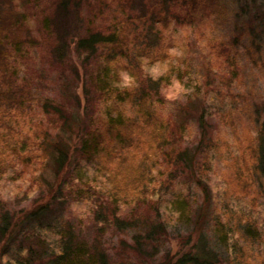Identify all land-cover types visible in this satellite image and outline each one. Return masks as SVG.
Wrapping results in <instances>:
<instances>
[{
	"label": "trees",
	"instance_id": "16d2710c",
	"mask_svg": "<svg viewBox=\"0 0 264 264\" xmlns=\"http://www.w3.org/2000/svg\"><path fill=\"white\" fill-rule=\"evenodd\" d=\"M39 1L36 2L41 4ZM109 1L103 4L107 5ZM166 1L172 4H164V7L173 11V19L147 17L142 13L140 17L148 21H139L132 14L123 17L122 10L111 18L110 24L98 27L93 24L98 15L95 11L88 17L84 32L79 33L72 31V23L74 18L81 21L84 17L83 0H51L53 9L41 14L44 29L49 34L42 39L33 36L16 41L5 33L8 27L0 24V28L3 27L0 32L5 34H1L0 40L11 47L6 48V55L1 59L0 73L4 68L9 72L12 70L8 64L12 61L13 50L16 56L24 57L39 45L38 41L48 43L47 49L51 46L49 57L56 66H51L56 72L52 74L54 88L49 87L47 93L40 91L33 95L31 91L33 86L43 82L41 79L36 83L29 77L28 82L23 83L27 84L25 90H29L26 93L14 79L18 78L17 72L12 70L10 74L14 81L6 79L8 88L2 95V107L9 111L0 115V121L6 125L0 130V149L10 150L13 158L0 161V174L8 163L27 170L29 175L19 177L22 182L28 179L30 191L26 190V198L34 205L18 217L7 205L0 206V264H245L246 252H249L247 240L252 245L264 242L263 220L256 216V219L244 217V210L253 214V208L260 205L257 200L264 193V183L257 185L255 182L258 175H264V95H259L260 103L246 106L242 99L249 100L247 97L252 90H240L237 94L232 87L243 69L240 57L244 54L254 61L255 67L250 66L252 74L256 73L254 69L264 72L263 42L256 38L254 30L257 18L264 20V4L262 12L255 14L254 0L249 18L243 11L244 18L232 45L211 36L207 45L204 44L207 56L201 73L192 77L179 53L180 44L161 42L155 24L162 22L165 27L174 20L175 25L189 23L191 30L202 25L212 27L217 20L212 16L223 14L225 5L222 0L215 4L214 0ZM4 2L0 0V10L7 4ZM177 5L179 9L175 8ZM197 6L205 12L202 16H195ZM7 7L2 10L6 11ZM20 13L22 19L28 17L27 13ZM1 16L0 12V21ZM196 18L201 24L195 22ZM22 23L26 24L24 20ZM53 37L55 39L51 41ZM94 60L98 64L91 67ZM160 62L169 67L155 75L152 69ZM125 70L132 78L130 83H124L122 79L121 72ZM173 80L180 81L185 88L195 89L190 99L180 101L177 107L180 121H175L179 122V134L166 131L168 127L158 119L157 112ZM208 92L214 95L213 98L225 100L220 112L212 111L208 105ZM122 99L140 106L135 120L119 106ZM20 107L26 108L30 115L13 113ZM10 108L14 109L11 111ZM214 114H219L223 125L230 121L240 132L242 129L238 125L246 120L247 129L235 134L227 152L235 169L234 184L231 185L251 187L255 184L258 191L256 193L255 188L254 199L246 200L248 205L242 211L237 193L229 196L227 191L210 190V178L201 183L203 168L205 175H213L216 155L222 158V153L213 148L220 146L215 142L216 135L207 128ZM238 117L244 119L241 121ZM20 119L29 122V131H15L11 127L19 125ZM191 122L200 131V143L194 147H181L180 133L187 132ZM5 143L7 147H4ZM159 149L164 150L165 157L175 168L187 172L184 183L190 179L189 182L198 183L204 193L198 206L191 203L190 195L174 190L175 175H166L158 183H151L155 177L148 175L147 164ZM135 155L142 158L138 165L141 171L131 165L130 172L121 175L119 169L124 160ZM14 159L20 164L14 163ZM110 162L117 164L114 166ZM153 184L155 186L150 188ZM74 197L78 203L87 204L88 209L81 213L80 219L70 220L69 208ZM130 204L132 207L128 209ZM145 205L148 208L141 210ZM84 214L91 218L100 236L109 229L125 236L121 235L112 247H107L100 236L93 240L84 238L81 234ZM173 215H178L184 225L193 223V229L185 236L181 235L189 249L175 260L170 257L169 250L163 251L170 236L168 222ZM205 221L207 228L215 226L212 231L215 238L211 239L217 241L215 246L209 242L201 224ZM241 227H244L243 238L247 240L239 245ZM194 235L196 240L192 243Z\"/></svg>",
	"mask_w": 264,
	"mask_h": 264
},
{
	"label": "rangeland",
	"instance_id": "374dc122",
	"mask_svg": "<svg viewBox=\"0 0 264 264\" xmlns=\"http://www.w3.org/2000/svg\"><path fill=\"white\" fill-rule=\"evenodd\" d=\"M37 0H5L2 9L8 6L6 11L0 10L2 13V18L0 21V24H4L5 27H8L6 29L5 33H8L10 37L13 39H16V41H25L27 39H30V37H35L36 39H42L43 37H48V33L44 29L43 23L41 21L42 19V13H47L51 9H53V5H51V0H40L38 4L36 2ZM104 1L107 0H83V5L82 7L84 8L83 15L84 17L81 19V21H78L76 18L73 19L72 23V28L73 32L78 31L79 33L84 32V28L88 24V17L90 15H93L95 11H98V15L95 22H93L94 26L98 25V27H104L107 26L108 23L110 24L112 21V17L117 15L119 12L122 10L124 11L121 12L123 14V17H127L128 14H132L133 16H137L134 18H138L139 21H145L147 22L148 19L145 17H140L142 13H144L147 17L151 16L153 17L158 16L159 18L166 16L169 17L170 19L174 18L173 11H169L165 6H169L172 4L169 3L166 0H126L124 1H118V0H111L107 5L103 4L105 3ZM166 1V3H164ZM3 2V1H2ZM216 2H219V0H214L213 3L215 4ZM224 3V10L223 14L217 16V14H214L212 18H216L211 26H204L202 25L201 28L200 26H197V29L191 30V26L189 23H185L184 25H175L174 20L170 21L167 26L163 27L162 22H156L155 26L156 29L159 31V38L161 39V42L163 41H169L171 44L177 43L180 44L181 46V51L179 52L182 60H184V63L186 66L189 67L190 69V75L192 77L199 76L201 73L202 65L205 62L206 58V49L204 44L207 45L208 41L212 37H218L221 38L220 40H226L229 45H232L233 43V38L236 36L238 31L240 30L241 26H238L241 24L242 19L244 18V12H246L247 17L249 14L253 12V7H254V0H222ZM120 7H119V5ZM256 4V10L255 14L259 12H262V7L264 4V0H255ZM39 6V7H38ZM44 6V7H43ZM46 6V7H45ZM200 6V5H198ZM198 6L195 7V12L197 17L202 16V12L205 13L202 10H198ZM44 9H43V8ZM170 8V7H168ZM176 9H179V6H175ZM252 8V10H251ZM144 9V10H143ZM174 10V6L172 8ZM102 11L99 13V11ZM244 11V12H243ZM20 12H25L27 13V18L26 16L25 19H22V15ZM208 12V10H207ZM96 13V12H95ZM15 16V17H13ZM205 16V14H204ZM56 17V16H55ZM17 18H19L17 21ZM87 18V20H85ZM112 18V19H111ZM249 18V16H248ZM22 20L26 22V24L22 23ZM204 20V19H203ZM187 21V20H186ZM17 22L19 24H17ZM195 22H199L198 18H196ZM71 24V21H70ZM188 24V25H187ZM198 24V25H199ZM0 25V26H1ZM4 27V28H5ZM88 27V26H87ZM3 27L0 28L2 31ZM86 30V29H85ZM255 33H256V38L259 40H262L263 42V47H264V20H259L257 18L255 22ZM191 32V33H190ZM209 32L211 35L209 36ZM3 33L0 32V38L2 37ZM5 35V34H3ZM212 36V37H211ZM55 37L52 38L51 41H53ZM42 41H38L37 44H39L37 47L33 48L31 54L28 53L26 56H16V53L14 50L12 51L13 56L11 59L12 61L9 62L8 68L11 67L12 70H14V73L17 74L18 78L14 77L16 81L19 82V87L24 90L23 92L26 93L29 90L27 89V84H23L24 82H28L27 79L31 77L35 82L36 80L38 81L41 79L43 82L41 84L35 85L31 88V91L34 94H39L40 91L42 93H47L50 88H54V76L52 74H55V70L51 66H55V63H51L50 57H49V52H51V46L49 49H47L46 43H41ZM160 41H158L159 43ZM160 42V43H161ZM51 44V43H50ZM52 45V44H51ZM73 45V44H72ZM11 49L10 45H8L6 42H3V40H0V63L1 59L6 55L5 51L7 49ZM39 48V49H38ZM246 54L240 57L241 61V67L243 68L242 71H239L238 76L235 78L232 87L235 88V92H238L241 90L242 92L244 89L246 90H252V94L248 95V99L243 98L242 101L244 104L247 105H253L252 103H260L262 99L259 98V95L262 94L264 95V91L262 92L261 90L264 89V72H258L257 70L254 69L256 72L255 74L251 72L250 66L255 67L254 61L250 58H248ZM127 59V57H126ZM125 59V60H126ZM4 60V59H3ZM95 62V63H94ZM92 63L93 66L95 67L98 63L94 60ZM126 62H129V59L126 60ZM6 63V62H5ZM4 63L3 66L6 64ZM56 67V66H55ZM166 67H169L168 64H163L162 62L158 63L157 66H154L152 69V72L155 73V75L161 74ZM59 68V67H58ZM57 68V69H58ZM12 70L9 72L7 68H4V71L0 73V115H2L3 111H9V108L2 107V103L4 102L2 100V95L5 94V91L8 88V83L6 79H11L13 76L10 75ZM222 71V70H221ZM224 72L227 73V69L224 70ZM122 73V79L124 83H130L132 80L131 77L127 74L126 70L121 72ZM51 74V75H50ZM12 76V77H11ZM16 76V75H15ZM2 77V78H1ZM46 77V80L44 81ZM12 78V80L14 81ZM201 81V80H200ZM38 83V82H36ZM173 84L168 86L167 88L168 91L166 92L165 98H163V101L161 103V106L159 109H157L158 112V119L163 121L168 129L166 131H174L175 134H179V129L177 128L178 121H175L176 119L180 121L178 118L179 115H177V107L179 105V102L181 101H187V99H190V95L192 94L191 92L194 91L193 88H185L183 83L180 81L173 80ZM166 88V89H167ZM261 91V93H260ZM79 92L82 93V88H79ZM234 92V93H235ZM259 92V93H258ZM207 94V93H206ZM213 94L211 92H208V105H211L212 111L216 109V111L220 112L221 106L223 102L225 101L224 99H217L213 98ZM191 97H194L193 95ZM259 100H258V99ZM215 99V100H214ZM226 102H228L226 100ZM243 105V106H245ZM119 106L126 111L127 113L131 114V117L134 118V115L140 112V106L135 105V103H131L128 99L126 100H121L119 103ZM14 108H10L12 111ZM13 113L16 114H26L29 116L30 112L26 108H15L13 110ZM126 113V114H127ZM138 117V114H137ZM241 118V121L244 119V117H238ZM219 114H214L211 115L210 117V125L208 124V132H213L212 135H216L215 142L218 144L213 146L218 149V152H221L222 155H220L222 158L220 159L218 155H216V163H214L213 167V175H205L204 174V168H203V173L201 174V183L206 182L207 178H210L211 184L209 189L218 191L219 193H224L227 191V194L230 196V194H236L237 193V200H241V205H240V211L243 210V208L246 209L247 201L246 200H253V195L255 194V184L246 187L242 186H232L234 184L233 179L235 178V169L233 166L230 164V160L227 156L228 148L231 146L232 141L236 138V133H241L245 132L247 129V126H245V121L244 123H239L238 125L239 129H242L241 132L240 130H236L235 127L232 126L230 121L228 122L227 125H223V122L219 120ZM248 119V118H245ZM19 119H17L18 121ZM19 122V125L17 126H11L15 129H22L23 131H29L31 128L29 122H25L22 119ZM135 120V118H134ZM240 121V119H238ZM175 121V122H174ZM240 121V122H241ZM168 123V124H167ZM170 123V126H168ZM249 127H250V122L248 120ZM6 126L5 124L0 121V130L1 127ZM165 126V127H166ZM189 129H187V132L183 133L181 135L180 133V140L181 142V147H184L187 145H190V147H194L200 143L199 137H200V131L197 129V126L193 124L192 122L189 124ZM241 126H244L241 128ZM164 127V128H165ZM206 128V129H207ZM10 130V129H9ZM164 131V129H163ZM167 132V134H168ZM209 134V133H208ZM12 135V134H11ZM10 136V135H9ZM8 136V137H9ZM13 140V138H12ZM4 147H7L6 143L4 144ZM185 147V148H186ZM164 148V146H163ZM249 150V149H248ZM171 152V151H170ZM249 152V151H248ZM12 152L9 150L8 152L0 149V161H7V159H12L13 155L11 154ZM168 154V153H167ZM167 155H164V150L159 149L155 155L151 156V161L147 164L149 167V173L151 177H155V180L152 181L151 183H158L159 179H162L166 175H175L174 179V190H181L184 191L188 196L190 195L191 197V203L194 205H198L203 201V196L204 193L202 190L198 187V183L196 182H189L191 181L188 180L187 182L184 183V179L187 178V172H183L182 170L175 168L172 163L165 157ZM7 158V159H6ZM140 156L135 155V157H127L124 161V165L120 167V173L121 175H126V172H130L129 166L135 165L138 169L141 168V166H138L141 162ZM104 161L106 159L104 158ZM115 161V160H114ZM202 163L205 162L204 158L201 160ZM19 163L20 161L18 159H14V163ZM129 162H136L135 164H130ZM109 164H114V166L117 164L114 162H110ZM142 165V164H141ZM174 167V168H173ZM141 171V169H140ZM0 206L3 204L7 205V207L11 208V211L18 217L24 214L28 209L32 208L34 204H31L32 200L27 199L26 190L30 185H28V179L25 181H21V178L19 177L20 175H23L22 177L25 178V175H29L28 171L25 170L23 167H15L13 163L9 164L8 166H5L1 170L0 174ZM189 179V178H188ZM231 181L229 182V180ZM257 180V181H256ZM255 182L258 185L259 183L262 184L264 183V175H258L256 178ZM232 183V185H231ZM155 186L154 184L150 186V188H153ZM264 187V185H263ZM218 188V189H217ZM254 188V190H253ZM29 190V189H28ZM173 190V189H172ZM30 191V190H29ZM106 193L105 191H103ZM257 188H256V193H257ZM30 193V192H29ZM38 195V192H36ZM107 194V193H106ZM249 195V196H248ZM244 197L240 199V197ZM248 197V198H247ZM75 200L72 201L71 199V207L69 208L71 210V219L74 220L76 217L77 219H80L79 216H82V212H87V204L83 203H78L76 200V197H74ZM130 203V202H129ZM257 203L260 205H256L255 208H253V211L251 213H248L247 210H244V217H249L248 219H256L255 216L263 222H264V193L260 195V199L257 200ZM132 204L127 205L128 209H131ZM193 205V206H194ZM197 205V206H198ZM87 208V209H86ZM147 205L143 206L141 210H145ZM84 223L82 226L81 234L84 238H87L88 240H93L96 236H100L98 234V230L96 229L95 225L93 222H91V218L88 217L87 215L84 214ZM247 219V218H246ZM213 223V222H212ZM203 227H205V231L207 232L209 242H211L212 246H215L216 240H211L215 236L213 235V229L214 225L212 227L207 228L208 222H202L201 223ZM168 231L170 233L169 239L167 243L164 246L163 251L165 252L166 249L168 252H170V257L172 259H177L178 257H181L184 255L186 251H188L189 246L184 243L182 240L181 235H186L189 230L193 229V223H190L189 225H184L181 222V218H179L178 215H173V217L170 219L168 222ZM244 227H241L240 234H239V245L240 243L245 242L243 236ZM123 235L122 232L109 229L106 230L104 235L100 236L99 239L104 242V244L107 247H112L116 245L119 241L120 236ZM131 235V234H129ZM125 236V235H123ZM195 236V235H194ZM129 237V236H128ZM130 238V237H129ZM185 240V239H184ZM196 240V236L193 237L192 243ZM246 243V242H245ZM248 247V251L246 252V256L244 258V263L245 264H264V242L262 244L252 243L250 240H247L246 243ZM262 249V252L260 250ZM112 251V249H110ZM169 260H165L164 262H168ZM248 261V262H247ZM225 264V263H223Z\"/></svg>",
	"mask_w": 264,
	"mask_h": 264
}]
</instances>
